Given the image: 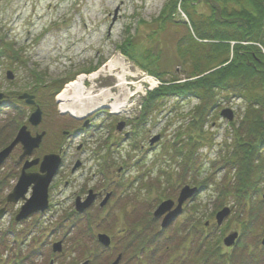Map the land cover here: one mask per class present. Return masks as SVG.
Instances as JSON below:
<instances>
[{
  "label": "rangeland",
  "instance_id": "obj_1",
  "mask_svg": "<svg viewBox=\"0 0 264 264\" xmlns=\"http://www.w3.org/2000/svg\"><path fill=\"white\" fill-rule=\"evenodd\" d=\"M232 1L209 0L215 8V12H211L207 8L208 0H177L176 11L168 22H164L160 16L167 0H0V52L5 53L0 55V94L10 93L17 100L18 95L33 91L38 86L57 80L62 83V80L72 77L74 81L82 71V75L87 76L98 73L117 55L131 64L130 72L136 74L139 71L142 74L131 81L144 83L148 80L143 85L144 89L133 98L129 111L110 115L111 110L102 107L96 115L92 114L93 118L89 116L94 127L91 126L87 135L69 141L72 142L71 151L50 191L52 208L49 213L17 223L15 217L20 206L10 205L0 216V264H86L91 260L89 264H110L128 248L130 253L122 264H179L178 260L188 264L191 261L189 253L196 251L197 263V251H205V245L212 249V244L230 255L228 264H264V246L261 244L264 238V184L262 193L256 196L258 204L250 210L251 215L248 207L242 204L245 211L233 198L228 199L220 193L225 185L230 186L235 181L236 170L224 166V157L230 152L235 134V126L229 123L239 124L246 110L245 102L233 95H221L218 105L211 109L202 127L210 140L207 139L204 146L196 147L194 144L190 152L186 148L188 141L181 140L180 136L187 132L198 100L181 101L166 97L157 100L156 108L145 115V100L162 83L119 50L128 39L133 38L128 48L131 54L137 46V51L145 57L152 54L157 58L155 70L166 73L164 79L173 75L185 79L186 70L192 71L195 63L193 57L185 52L192 33L189 28L195 29L192 20L196 22L201 17L212 20L214 17L215 25L222 26L215 29H228L220 24L225 22L222 20L224 16L239 29V16L224 14L226 9L231 10L234 6ZM258 1L262 4L260 10L250 11L260 18L264 0ZM237 4L248 8L245 0H237ZM186 6L194 11L184 9ZM118 7L121 8L120 18L112 24ZM185 10L191 13L190 16ZM260 28L264 29L263 20L256 22L251 29ZM154 31H159V34H154ZM238 43L231 42V50ZM255 46L264 55L262 44ZM7 71L12 73V79H8ZM36 74H40L41 78H37ZM115 82V77L106 74L94 84L98 89L110 88ZM65 85L58 92L54 86L41 91L43 99L50 104L42 108V124L36 129L47 132L39 151L41 155L56 153L67 141L64 133L77 128V122L69 114L61 112L57 101ZM86 86L89 87L90 83L87 82ZM22 101L20 106L30 105L27 98H22ZM2 106L3 103L0 106V142L3 143L0 150L6 142L3 136L7 125L18 117L17 110ZM228 109L234 121L227 122L221 117V113ZM28 111L27 117L32 110ZM103 111L106 113L101 114ZM121 122H126L128 127L118 132L116 126L119 128ZM29 129L34 133L33 127L29 126ZM128 133L129 139H125ZM158 135L159 141L151 146L150 140ZM81 141L85 147L77 151ZM261 152L264 154V148ZM20 154L21 149H17L0 170V209L5 206L7 195L20 179ZM188 154L193 155L187 166L184 161ZM262 158L259 170L264 165V156ZM77 160L82 162V167L72 173ZM119 168L123 169L120 174ZM196 177L200 183L207 180L206 184L198 186ZM113 182L116 184L112 185ZM66 183H69L68 187H65ZM111 185L113 187L109 190L114 196L108 205L100 208L101 203H97L85 217L75 218L77 194L86 196L90 189L99 191ZM186 185L199 187V193L185 205L180 217L167 229H162L161 219L164 217L154 219L155 211L162 200L178 198L181 187ZM223 205L233 206L234 210L218 227L215 214ZM241 223L248 227L245 232L240 229ZM72 226L75 229L68 238ZM195 226L196 237L212 234L207 239L210 245L205 244V239L197 241L195 250V244H191ZM237 229L242 234L240 242L233 250L224 248L223 238ZM99 233L111 237V252H108L109 249L105 251L97 239ZM62 239V254H54L53 243ZM184 243L186 245L183 246ZM189 246L191 249H188ZM138 258H143L144 262L140 263Z\"/></svg>",
  "mask_w": 264,
  "mask_h": 264
},
{
  "label": "trees",
  "instance_id": "obj_2",
  "mask_svg": "<svg viewBox=\"0 0 264 264\" xmlns=\"http://www.w3.org/2000/svg\"><path fill=\"white\" fill-rule=\"evenodd\" d=\"M245 1L248 8L241 7L237 4V0H234L231 10L226 9L224 12L227 16L229 13H232L231 17L239 16L237 17L240 23L239 29L224 16L222 20L225 22L220 24L228 29H215L218 26L214 23V17L212 20H196V22L192 20L195 29H189L192 33H190V43L186 45L185 52L193 57L195 63L192 71L186 70L188 73L185 79L176 75L164 79L166 73L155 70L157 58L152 54L145 57L142 52L137 51V46L133 48L135 50L131 54L128 48L131 47L129 43L133 38L120 46L125 54L131 55V59L137 65L158 77L162 83L154 92L149 93L145 100V115L156 108L157 100L166 97H175L176 100L181 101L198 100L197 108L192 115L193 119L187 126V132L180 136V139L188 141L190 146L194 144L196 147L204 146L210 140L211 137L206 136L207 132L203 131L202 127L206 118L210 116L211 109L218 105V98L221 95L225 97L233 95L242 98L245 102L246 110L239 124L229 123L230 126H235V134L230 152L224 157V166L236 170L235 181L233 179L234 183L230 186L225 185L220 192L226 198L235 199L239 205L241 202L247 204L248 200L245 201V199L249 197L248 194L260 193L264 183V165L260 170L258 167L264 156L261 152L264 148V55L255 46L258 43L264 47V29H251L253 25L256 26V22L264 21V9L263 16L257 18L258 16L250 10L258 9L259 11L262 4L258 0ZM176 4L177 0L173 3L168 2L160 19L164 22L170 20L176 11ZM242 13L243 15H239ZM208 23L210 27L206 26ZM158 32L154 31V34ZM231 42H239L233 47V51ZM231 51L233 56L230 59ZM2 54L0 52V55ZM140 59L145 60L146 63H141ZM40 103L43 105V102ZM22 114L26 115L27 111H22ZM15 128L13 124L9 125V137ZM197 180L196 177V183H198ZM210 253L211 251H203L200 258H206ZM194 256L195 259L190 264H196V253ZM214 260L217 264H222L220 258L214 255L208 259L209 264ZM141 262H144L143 258L140 259Z\"/></svg>",
  "mask_w": 264,
  "mask_h": 264
},
{
  "label": "bare ground",
  "instance_id": "obj_3",
  "mask_svg": "<svg viewBox=\"0 0 264 264\" xmlns=\"http://www.w3.org/2000/svg\"><path fill=\"white\" fill-rule=\"evenodd\" d=\"M174 1L175 0H167V3L168 2L173 3ZM183 8L188 10V11L193 10V8L189 9V8H187V6L183 7ZM183 8H181V9L184 13ZM207 8L212 12V10H213L212 5L209 1H208ZM186 10H185V12H186ZM120 11H121V8L118 7V9L116 10V12L113 15L112 24H115L118 21V19L120 18L119 17ZM190 14H188V15L190 16ZM259 15H260V17L263 16V12H261ZM184 18L186 19V17H184ZM198 19L200 21H204L202 17L198 18ZM206 26L209 27V23ZM119 50L121 51V53L124 56L129 58L130 61L134 62V60L131 59L130 54L129 55L125 54L120 47H119ZM130 65L131 64L124 57H122L121 55H117L114 58H112L111 60H109L108 63L106 65H104V67L98 71V73H94V74H91L88 76L87 75H79L76 80L66 84L64 89L59 93V95L57 97V101L60 103L61 112L69 113V114L74 115L76 117H86L90 113H95V115H96V113H98L102 107H106V108L110 109L113 113H116V114H122V113L129 111L133 105L132 104L133 98H135L144 89V86H143L144 83L145 84L148 83L147 82L148 80L147 81L144 80L143 81L144 83H137V82L131 81V79H136V78L138 79L142 74L139 71L136 74L130 72V69H129ZM145 72L152 76V74H150L148 71L145 70ZM106 74L115 77V80H116L115 85L113 87H110V88H99L98 89L97 86H95V84H94L95 81L98 78H100ZM36 76L38 78L41 75L36 74ZM152 77H155L159 80V78L156 76H152ZM66 80H70V79H66ZM87 82L90 83L89 87L86 86ZM59 84H60V82H59V80H57L56 82L49 84L50 86L49 85H41V86H38L37 88H34L33 91L22 93V95L28 94L29 96L34 97V102H40L44 97V95L43 96L41 95L42 94L41 91L47 90L51 86H54L56 89L59 86ZM39 87H41V88H39ZM10 95H11L10 93L6 94L4 99ZM29 126L33 127L34 133H32V131H30ZM26 127H27V130L30 132V134L34 138L43 134L41 131H37L36 130L37 128L32 124H27ZM1 132H0V136L2 135ZM5 132H6V134L3 136V138L6 140V142H5L4 146H2V149L0 150V154L3 151H5L17 138V135L15 137H13L14 133H12L11 137H9L10 133H9L8 129H6ZM9 138H11V139H9ZM0 144L3 145V143H1V142H0ZM18 144H20V143H18ZM21 145H22V143H21ZM32 156H33V160L31 161V163L33 164V166H31L30 168L29 167L26 168V166H25L27 164L26 160H21L19 162L18 165L21 167L22 172H23L24 168H25L26 172H31V171L40 172L41 164L44 161L45 157L38 156V155L36 156V155H34V153L32 154ZM63 169H64V164L60 163L59 169L57 170L56 174L54 175L53 180H57L59 178ZM46 174H49V173L46 171ZM89 191L91 192L92 189H90ZM50 196H51V193L48 192V201H50V198H51ZM28 200L29 199L23 200L24 205L27 203ZM80 202L85 203L82 200ZM93 208L94 207L90 206L88 208H85L84 211L89 212ZM225 208L230 210V211L234 210L233 206H230V205H227ZM18 214L16 216H18ZM34 214H32V217ZM39 214L41 216H44L47 214V212L45 210H43L42 212H39L38 215ZM74 214H75L74 215L75 218H77V219H79L78 217H85V214L83 212L79 211L75 207H74ZM161 228H163V226H161ZM74 229H75V227L72 226V228L68 232L67 237L73 232ZM194 230L196 231V227H194ZM193 236L196 238V233H194ZM67 237L65 236V239ZM197 237H198L200 242L204 241V238L201 234H199V236H197ZM59 241H62L64 244V239L59 240ZM191 242L196 244V240H194V239H192ZM205 244H206V242H205ZM204 247L206 248V251L210 250L206 245ZM144 250H145V248L143 249V251ZM224 255L227 257L228 256L230 257V255H228L227 253H224ZM16 262H19V261H16Z\"/></svg>",
  "mask_w": 264,
  "mask_h": 264
},
{
  "label": "water",
  "instance_id": "obj_4",
  "mask_svg": "<svg viewBox=\"0 0 264 264\" xmlns=\"http://www.w3.org/2000/svg\"><path fill=\"white\" fill-rule=\"evenodd\" d=\"M7 73L8 79H12V73ZM4 95L0 94V99H3ZM21 98H27V103L30 105H35L34 97L29 96L28 94L23 95ZM221 116L228 121L233 120V114L232 112L228 110H224L221 113ZM30 123L34 126H37L42 121V112L40 109H37L30 117ZM120 131L123 129V124H120L119 128ZM45 133H43L40 136H37L36 138L32 137L30 132L27 130V127H23L16 138V140L5 150L0 154V166L1 164L10 156L12 153L14 147L18 143H22L25 150V156L31 155L32 152L39 148V146L42 143L43 137ZM159 140V136H156L152 140V144ZM38 163V162H37ZM61 163V158L58 155H48L45 156L44 161L41 164V170L40 173L37 174H27L25 168L23 169V173L20 177V180L18 182V185L15 187L14 192L9 195L8 201L9 202H15L17 203L20 199H25L26 194L29 190V187L34 184L32 190V196L27 201L25 205L21 208V211L19 215L17 216V221H22L27 219L29 216H31L34 213L42 212L43 210H47L49 207V201H48V189L50 186V183L52 182V179L54 175L56 174L57 170L59 169ZM27 167L33 166L31 162H27L25 165ZM79 165L76 166V168ZM46 171L50 174H46ZM198 193V190L196 188L192 189L189 186H186L178 199V204L175 208V210H172V208L175 205V202L168 200L163 202L160 207L155 212V217H162L166 213V217L163 221V228L168 227L182 212L183 204L193 195ZM110 198V195L107 196L105 199L104 204L107 203L108 199ZM95 197L93 196L92 192L90 197L86 200L85 203H80V200H77V209L81 212H84L85 208H88L92 205L94 202ZM172 210V211H171ZM230 210L224 209L217 215V220L221 224L222 221L229 215ZM237 238V233L231 234L229 237L225 239V244L227 246H230L234 244V241ZM98 239L100 242L105 246L109 247L111 244V239L104 234H100L98 236ZM264 244V241H263ZM61 243H58L54 246V252H61ZM121 260V256L118 257V259L113 264H119ZM52 264V263H51Z\"/></svg>",
  "mask_w": 264,
  "mask_h": 264
},
{
  "label": "flooded vegetation",
  "instance_id": "obj_5",
  "mask_svg": "<svg viewBox=\"0 0 264 264\" xmlns=\"http://www.w3.org/2000/svg\"><path fill=\"white\" fill-rule=\"evenodd\" d=\"M209 1V0H208ZM212 5V4H211ZM212 8H213V11L215 12V8L214 6L212 5ZM76 121V120H75ZM78 122L77 124V128L72 130V132H69V131H66L64 133V136L67 138V141L65 142V144L63 146H60L58 149H57V152L62 154L63 156V160L64 162L66 161L67 159V154H69V152L71 151V145H72V142H69L71 139L73 140H76V139H81V137L83 136H86V133L91 129V125L90 123L88 124L87 128L84 127V124L85 122H81V121H76ZM90 122V121H89ZM80 123V124H79ZM83 123V124H82ZM38 129V128H37ZM77 133V136H75ZM85 145L83 144V142H79V146L77 147V151H82L84 149ZM22 150V149H21ZM34 155H38V156H41V154H39V150L35 151L34 152ZM72 155V154H71ZM78 161V160H77ZM55 183V181H54ZM54 183L52 184V188L54 186ZM116 182H113L112 185H115ZM69 183H66L65 186H68ZM107 186L105 187L104 189L102 190H99V191H94L96 194H97V198H96V201H95V204L92 206L94 207L97 203H101L103 201V199L105 198V196L107 195V193L109 191L112 192V190H109V187H113V186ZM113 193V192H112ZM76 196H81L82 199H85V195H81V194H77ZM114 196V193L112 195V197ZM100 208H104V207H100ZM122 234V233H121ZM121 234H119V236H121ZM124 235V234H122ZM113 249V247L108 251V252H111ZM116 250V248H114ZM130 251H129V248L126 250L123 251V253H119V254H122L124 256V260L126 259V254H129ZM91 263L90 261H88L87 264Z\"/></svg>",
  "mask_w": 264,
  "mask_h": 264
}]
</instances>
